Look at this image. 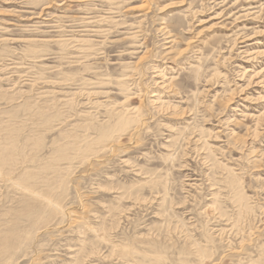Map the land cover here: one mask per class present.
<instances>
[{
    "label": "rangeland",
    "instance_id": "obj_1",
    "mask_svg": "<svg viewBox=\"0 0 264 264\" xmlns=\"http://www.w3.org/2000/svg\"><path fill=\"white\" fill-rule=\"evenodd\" d=\"M0 264H264V0H0Z\"/></svg>",
    "mask_w": 264,
    "mask_h": 264
},
{
    "label": "bare ground",
    "instance_id": "obj_2",
    "mask_svg": "<svg viewBox=\"0 0 264 264\" xmlns=\"http://www.w3.org/2000/svg\"><path fill=\"white\" fill-rule=\"evenodd\" d=\"M144 3V2H143ZM48 8V7H47ZM240 38V37H239ZM238 40V39H237ZM141 42V41H140ZM189 49V48H188ZM234 232V231H233ZM225 235V234H224ZM226 236V235H225Z\"/></svg>",
    "mask_w": 264,
    "mask_h": 264
}]
</instances>
